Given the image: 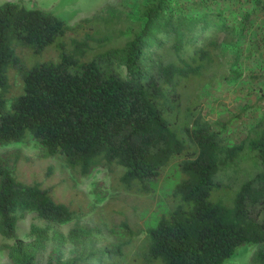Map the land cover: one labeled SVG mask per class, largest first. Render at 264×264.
<instances>
[{
	"label": "trees",
	"instance_id": "obj_1",
	"mask_svg": "<svg viewBox=\"0 0 264 264\" xmlns=\"http://www.w3.org/2000/svg\"><path fill=\"white\" fill-rule=\"evenodd\" d=\"M263 18L264 0H115L70 25L0 2V145L33 139L76 177L117 169L116 188L127 193L146 195L167 164L176 170L164 212L131 246L137 231L126 219L106 239L96 223L79 222L83 204L17 179V152H0V251L9 263L120 264L129 245L156 264H217L257 243L247 264H264V107L227 143L224 123L204 118L195 93L240 74L235 35L264 53ZM26 213L41 222L22 237L16 224Z\"/></svg>",
	"mask_w": 264,
	"mask_h": 264
},
{
	"label": "rangeland",
	"instance_id": "obj_2",
	"mask_svg": "<svg viewBox=\"0 0 264 264\" xmlns=\"http://www.w3.org/2000/svg\"><path fill=\"white\" fill-rule=\"evenodd\" d=\"M14 1H19L25 7L49 10L72 25L79 18L89 16L101 5L115 0ZM219 1L221 0H217V3ZM261 23L262 19L259 20L258 27H262ZM247 41L249 40L243 34L235 35L236 50L240 55V74L219 81L212 87H199L195 91L196 101L204 118L208 121L224 123L221 135L227 143L238 141L264 107V97L256 99L264 88V53L256 56L249 52ZM15 53L27 62L31 61V56L26 51L23 52L22 57L19 47H16ZM44 53L54 55L52 48H47ZM35 57L36 61L44 60L43 53L36 54ZM14 150L17 152V158L11 169L17 179L23 182L37 181L41 186L51 187L53 198L71 207L81 209L84 206L85 212L79 222L96 223L106 239L111 237L109 227L114 230L119 228L120 231L119 221L126 219L131 229L137 231L131 240V246L142 238L145 228L153 225L157 216L164 212L166 194L176 181L174 162H171L150 181L149 193L146 195L127 193L123 189L116 188L114 176L117 174V169L111 171L95 168L88 175L76 177L71 175L60 156H43L40 146L33 139L0 145V152ZM80 203L83 205L81 206ZM31 221L41 222L34 218L32 213H26L17 221L16 229L19 236H24ZM69 226L70 222L56 227L65 231ZM256 246L257 243H241L217 264H247L251 251ZM128 247L129 245L123 248L124 254L119 258L120 264H156V259L153 262L147 261L141 246L131 249ZM0 264H10L2 251H0Z\"/></svg>",
	"mask_w": 264,
	"mask_h": 264
}]
</instances>
